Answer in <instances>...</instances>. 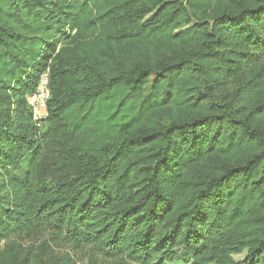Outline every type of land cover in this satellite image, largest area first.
<instances>
[{"label":"trees","instance_id":"1","mask_svg":"<svg viewBox=\"0 0 264 264\" xmlns=\"http://www.w3.org/2000/svg\"><path fill=\"white\" fill-rule=\"evenodd\" d=\"M194 2L0 0V244L47 227L135 264H264V0Z\"/></svg>","mask_w":264,"mask_h":264},{"label":"rangeland","instance_id":"2","mask_svg":"<svg viewBox=\"0 0 264 264\" xmlns=\"http://www.w3.org/2000/svg\"><path fill=\"white\" fill-rule=\"evenodd\" d=\"M195 6L205 11L207 0H195ZM16 244L29 253V264H135L126 260L109 259L103 256L96 248L83 244L80 246L69 240L64 231L51 230L47 227H36L21 236L11 237L0 244V253L7 246ZM245 253L234 256V262L241 264ZM167 264H190L179 260Z\"/></svg>","mask_w":264,"mask_h":264},{"label":"built area","instance_id":"3","mask_svg":"<svg viewBox=\"0 0 264 264\" xmlns=\"http://www.w3.org/2000/svg\"><path fill=\"white\" fill-rule=\"evenodd\" d=\"M50 92V77L48 70L41 76L36 92L27 98L33 120L38 126H40L48 116Z\"/></svg>","mask_w":264,"mask_h":264}]
</instances>
